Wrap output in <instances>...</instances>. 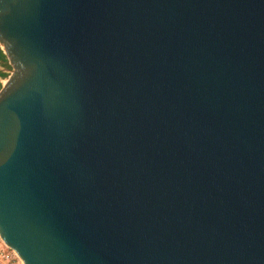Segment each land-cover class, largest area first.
<instances>
[{
    "label": "water",
    "instance_id": "water-1",
    "mask_svg": "<svg viewBox=\"0 0 264 264\" xmlns=\"http://www.w3.org/2000/svg\"><path fill=\"white\" fill-rule=\"evenodd\" d=\"M0 49L24 264H264V0H0Z\"/></svg>",
    "mask_w": 264,
    "mask_h": 264
},
{
    "label": "built area",
    "instance_id": "built-area-1",
    "mask_svg": "<svg viewBox=\"0 0 264 264\" xmlns=\"http://www.w3.org/2000/svg\"><path fill=\"white\" fill-rule=\"evenodd\" d=\"M0 264H24L17 253L0 237Z\"/></svg>",
    "mask_w": 264,
    "mask_h": 264
},
{
    "label": "crops",
    "instance_id": "crops-1",
    "mask_svg": "<svg viewBox=\"0 0 264 264\" xmlns=\"http://www.w3.org/2000/svg\"><path fill=\"white\" fill-rule=\"evenodd\" d=\"M2 51V50H1ZM11 67L9 65L8 59L4 52L2 51L1 54V61H0V88L5 81L6 77L9 75Z\"/></svg>",
    "mask_w": 264,
    "mask_h": 264
},
{
    "label": "trees",
    "instance_id": "trees-1",
    "mask_svg": "<svg viewBox=\"0 0 264 264\" xmlns=\"http://www.w3.org/2000/svg\"><path fill=\"white\" fill-rule=\"evenodd\" d=\"M1 54H2V51H1V49H0V61H1Z\"/></svg>",
    "mask_w": 264,
    "mask_h": 264
}]
</instances>
